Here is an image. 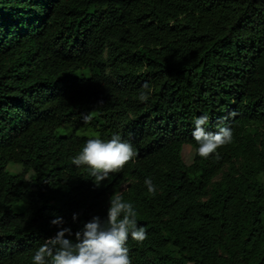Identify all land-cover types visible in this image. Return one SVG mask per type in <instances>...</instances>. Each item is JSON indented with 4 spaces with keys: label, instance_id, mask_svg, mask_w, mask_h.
Segmentation results:
<instances>
[{
    "label": "trees",
    "instance_id": "obj_1",
    "mask_svg": "<svg viewBox=\"0 0 264 264\" xmlns=\"http://www.w3.org/2000/svg\"><path fill=\"white\" fill-rule=\"evenodd\" d=\"M205 115L232 131L207 159ZM117 134L137 155L96 187L72 160ZM115 195L147 232L132 264H264V0H0V264H33L53 219L74 234Z\"/></svg>",
    "mask_w": 264,
    "mask_h": 264
},
{
    "label": "clouds",
    "instance_id": "obj_2",
    "mask_svg": "<svg viewBox=\"0 0 264 264\" xmlns=\"http://www.w3.org/2000/svg\"><path fill=\"white\" fill-rule=\"evenodd\" d=\"M143 88L147 91H142L139 96L142 102L148 100L151 91L147 83ZM84 121L89 122V117L84 116ZM208 123V116L198 117L192 132L199 145L197 154L204 159L232 141L230 128L221 127L213 133L206 131ZM136 155L132 144L117 134L106 142L100 138L87 140L72 163L77 167H87L89 175L94 177V185L99 187L110 174L121 172ZM144 183L148 192L154 195L156 189L151 179H145ZM136 217L133 204L124 202L120 195L109 198L106 220L94 216L74 234L69 227H62L64 221L61 217H56L51 224L57 226L58 231L38 248L32 257L33 264H132L127 246L129 236L138 243L147 238L146 229L137 226ZM72 219L76 221L77 215L73 214Z\"/></svg>",
    "mask_w": 264,
    "mask_h": 264
},
{
    "label": "rangeland",
    "instance_id": "obj_3",
    "mask_svg": "<svg viewBox=\"0 0 264 264\" xmlns=\"http://www.w3.org/2000/svg\"><path fill=\"white\" fill-rule=\"evenodd\" d=\"M72 131V127L70 126H62L60 129H59V133L62 134V133H68ZM74 131L77 133V134H81V133H85V134H91V132L88 130V129H82V128H79V129H74ZM181 154H182V159L183 161L186 163V164H189L191 163L192 161V158H193V149L190 145L188 144H185L183 147H182V151H181ZM7 170L10 171V172H20L22 170V167L18 164H12V163H9L7 165ZM225 170V169H224ZM222 173H219L215 178L214 180H218L220 178ZM31 174H28L27 177L29 178ZM23 205H24V202L23 201H17L15 203H13L12 205V209L15 211V212H19L22 210L23 208Z\"/></svg>",
    "mask_w": 264,
    "mask_h": 264
}]
</instances>
